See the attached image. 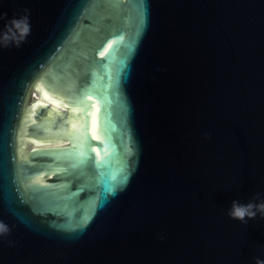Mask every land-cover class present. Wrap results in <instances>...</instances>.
I'll return each instance as SVG.
<instances>
[{
    "label": "water",
    "instance_id": "obj_1",
    "mask_svg": "<svg viewBox=\"0 0 264 264\" xmlns=\"http://www.w3.org/2000/svg\"><path fill=\"white\" fill-rule=\"evenodd\" d=\"M25 9L0 43V264L264 259V218L227 215L264 198V0H0V33Z\"/></svg>",
    "mask_w": 264,
    "mask_h": 264
},
{
    "label": "clouds",
    "instance_id": "obj_2",
    "mask_svg": "<svg viewBox=\"0 0 264 264\" xmlns=\"http://www.w3.org/2000/svg\"><path fill=\"white\" fill-rule=\"evenodd\" d=\"M7 15L6 13L4 14ZM29 10H24V15L16 18L15 16L8 20L4 25L3 33H0V43H3L5 47L9 44H13L19 47L20 44L25 42L27 36L30 34L29 23ZM3 19V17H0ZM205 138H210V134L206 133ZM259 200L257 203L256 201ZM257 214L264 218V198H260V194L257 193L253 200L247 204H241L238 201H233L231 208L228 210L227 215L233 220H238L241 223L246 224L247 219H255ZM247 218V219H246ZM10 229L7 225L0 223V235H7ZM255 264H264V259L257 257Z\"/></svg>",
    "mask_w": 264,
    "mask_h": 264
},
{
    "label": "snow or ice",
    "instance_id": "obj_3",
    "mask_svg": "<svg viewBox=\"0 0 264 264\" xmlns=\"http://www.w3.org/2000/svg\"><path fill=\"white\" fill-rule=\"evenodd\" d=\"M65 107H68V105L66 104L65 105ZM83 108H80L78 105L76 106V107H73V108H71L70 109V111H80V112H83ZM52 115V113L51 112H49V116H51ZM72 118L71 117H69V120H71ZM80 119H83V117H80ZM75 127H76V125L75 124H73V128L75 129ZM72 130H69V133L71 132ZM44 139H50V138H48V137H45Z\"/></svg>",
    "mask_w": 264,
    "mask_h": 264
},
{
    "label": "bare ground",
    "instance_id": "obj_4",
    "mask_svg": "<svg viewBox=\"0 0 264 264\" xmlns=\"http://www.w3.org/2000/svg\"><path fill=\"white\" fill-rule=\"evenodd\" d=\"M33 95H34V96H38V93H37V92H34Z\"/></svg>",
    "mask_w": 264,
    "mask_h": 264
},
{
    "label": "rangeland",
    "instance_id": "obj_5",
    "mask_svg": "<svg viewBox=\"0 0 264 264\" xmlns=\"http://www.w3.org/2000/svg\"><path fill=\"white\" fill-rule=\"evenodd\" d=\"M31 100H32V97L30 96V97L28 98V102L31 101Z\"/></svg>",
    "mask_w": 264,
    "mask_h": 264
}]
</instances>
